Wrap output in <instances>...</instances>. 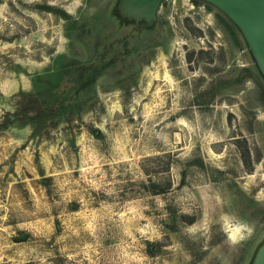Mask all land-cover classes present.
I'll list each match as a JSON object with an SVG mask.
<instances>
[{
    "label": "rangeland",
    "instance_id": "obj_1",
    "mask_svg": "<svg viewBox=\"0 0 264 264\" xmlns=\"http://www.w3.org/2000/svg\"><path fill=\"white\" fill-rule=\"evenodd\" d=\"M122 4L0 0V122L18 114L0 131V264H251L264 242L252 53L211 3L162 0L151 21ZM56 107L41 130L24 117Z\"/></svg>",
    "mask_w": 264,
    "mask_h": 264
},
{
    "label": "water",
    "instance_id": "obj_2",
    "mask_svg": "<svg viewBox=\"0 0 264 264\" xmlns=\"http://www.w3.org/2000/svg\"><path fill=\"white\" fill-rule=\"evenodd\" d=\"M220 9L243 35L249 51L264 78V0H202ZM162 0H123L129 15L151 21ZM25 240V237L22 238ZM251 264H264V250Z\"/></svg>",
    "mask_w": 264,
    "mask_h": 264
},
{
    "label": "trees",
    "instance_id": "obj_3",
    "mask_svg": "<svg viewBox=\"0 0 264 264\" xmlns=\"http://www.w3.org/2000/svg\"><path fill=\"white\" fill-rule=\"evenodd\" d=\"M193 1H196V0H193ZM222 23L225 25V27L229 30V32H231V26L229 25V22L227 23V22H224L223 20H222ZM231 23V22H230ZM232 34H233V36L235 37V34H234V32H231ZM263 81V80H262ZM264 83V82H263ZM55 110H49V112L47 113V112H42V113H40L38 116H35V117H33V118H28L27 116H26V114H24V117H26L29 121H30V123L31 124H33V125H37V127H36V129L37 130H41L42 128H44V126H45V121H47V120H51V119H53L57 114H58V111H59V108H54ZM10 117H13V118H15V117H18V114L17 113H14V114H10V113H6L3 117H2V121L0 122V131L1 130H5V129H7V127L9 126V124L10 123H12V120H9V118ZM41 120H43L44 122H39V121H41ZM92 135L95 137V138H100V137H102V134H101V132L99 131V130H94L93 132H92ZM259 159H260V156H257V158H256V162H258L259 161ZM199 166L200 167H202V163L201 162H199Z\"/></svg>",
    "mask_w": 264,
    "mask_h": 264
},
{
    "label": "clouds",
    "instance_id": "obj_4",
    "mask_svg": "<svg viewBox=\"0 0 264 264\" xmlns=\"http://www.w3.org/2000/svg\"><path fill=\"white\" fill-rule=\"evenodd\" d=\"M231 232L234 234H239V237L243 239V234L245 232L251 233L252 229L244 223H235L230 225Z\"/></svg>",
    "mask_w": 264,
    "mask_h": 264
},
{
    "label": "bare ground",
    "instance_id": "obj_5",
    "mask_svg": "<svg viewBox=\"0 0 264 264\" xmlns=\"http://www.w3.org/2000/svg\"><path fill=\"white\" fill-rule=\"evenodd\" d=\"M264 250V242L261 244V246L258 248L256 254L254 255L255 256H259L261 254V252Z\"/></svg>",
    "mask_w": 264,
    "mask_h": 264
}]
</instances>
